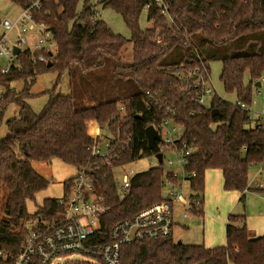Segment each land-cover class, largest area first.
Segmentation results:
<instances>
[{"label":"trees","instance_id":"obj_1","mask_svg":"<svg viewBox=\"0 0 264 264\" xmlns=\"http://www.w3.org/2000/svg\"><path fill=\"white\" fill-rule=\"evenodd\" d=\"M9 1L20 8L38 2L34 18L50 29L55 51L48 62H33L34 52L24 50L18 56L20 69L0 73V126L9 105L17 106V115L5 120L6 131L0 135V247L7 253H17L33 219L61 211L54 197L43 199L33 213L27 211L26 202L48 184L31 162L58 159L76 169L85 164L92 123L131 134L130 149L121 150L117 163L151 153L145 127L152 123L154 108L146 91H156L175 105L181 141L193 147L184 165L194 173L190 186L199 207L191 213L203 214L207 169L221 171L225 191L249 189V168H264V131L248 118L247 110L218 96L208 107L195 104L177 90L170 69L199 68L209 74V62L218 61L224 91L249 106L254 82L264 76V0H101L102 7L120 15L129 39L103 20L89 24L86 20L97 11L88 0H82L79 11L80 0ZM142 13L150 22L145 28L139 23ZM128 41L131 59L125 62L121 55ZM45 72L55 73V82L50 91L41 92L47 94L46 102L34 112L25 100L40 94L29 88ZM64 75L68 93H56ZM14 82H22V87L17 90ZM119 105L123 114L117 111ZM164 178L176 180L161 164L137 172L127 193L119 196L111 171L101 169L97 192L109 206L102 232L106 235L118 221L161 201ZM71 179L63 182V193ZM250 189L264 193V187ZM120 253V264H264V234L254 236L243 214H229L223 245L178 243L170 236L124 245ZM3 264H11L9 258Z\"/></svg>","mask_w":264,"mask_h":264},{"label":"built area","instance_id":"obj_2","mask_svg":"<svg viewBox=\"0 0 264 264\" xmlns=\"http://www.w3.org/2000/svg\"><path fill=\"white\" fill-rule=\"evenodd\" d=\"M153 1L159 4L162 2ZM38 8V2L33 1L30 6L21 8L14 21L0 20L4 29L0 32V73L6 74L13 69H20L18 56L27 49L35 54L32 56L33 62H48L52 57L51 31L33 15V10ZM146 8L147 5L143 9ZM95 16L88 17L86 21L92 24ZM12 30L15 32L13 39L6 32ZM14 47L18 48L17 54L13 53ZM170 72L177 80V90L187 95L195 104L208 107L217 96L205 70L179 66L170 69ZM259 83H264V76L259 79ZM2 94L3 87L0 85V99ZM146 94L154 108L150 125L158 135L153 149H150L151 153L147 156L155 162V167L163 163L165 154H172L173 159H167L166 164L175 166L165 171L176 180L164 178L162 200L118 221L106 235L102 232L101 220L109 206L105 197L97 192V175L101 169H109L117 194L123 196L127 193L132 175L124 173L117 181L114 168L124 165L117 162L121 150L130 149L132 137L119 127L115 131L110 126L90 127L91 131L88 129V133L92 136V142L87 145L89 158L76 169L67 191L61 198H57L56 203L61 206V211L51 218L37 216L33 219L15 255L0 247V264L8 258L11 264H120L122 246L172 236L176 207L181 209L179 212L183 218L199 208L195 199L196 193L190 186L194 173L184 169L193 147L181 141V125L175 122V105L156 91H146ZM261 98L264 100V94H261ZM234 104L247 110L248 118L264 131V108L253 112L249 106L238 100ZM117 111L123 114L124 107L119 105ZM98 136L101 139L98 140ZM156 154H160V162ZM256 185L261 186L260 183ZM74 254L80 258L66 257Z\"/></svg>","mask_w":264,"mask_h":264},{"label":"rangeland","instance_id":"obj_3","mask_svg":"<svg viewBox=\"0 0 264 264\" xmlns=\"http://www.w3.org/2000/svg\"><path fill=\"white\" fill-rule=\"evenodd\" d=\"M89 3L94 4V9L97 11L96 19L103 20L108 27L116 34L123 36L126 39L130 38V31L123 23L119 14L111 10L107 7H102L101 0H88ZM82 0L79 1L77 6V11L81 9ZM21 12V8L12 3L9 0H0V20L8 19L9 21H14L19 13ZM140 27L145 28L150 25L145 18V14L142 13L139 19ZM3 26L0 25V32H2ZM7 36L13 39L15 37V32L6 31ZM33 36V35H32ZM28 37V34H27ZM31 37V36H30ZM50 49L52 52L55 51V46L53 43L50 44ZM122 61L129 62L131 59V41H128L126 45L123 47V52L121 55ZM209 77L210 80L216 90V94L221 99L228 102H235L236 97L234 93H226L223 89V86L219 80V74L221 70V64L218 61H210L209 64ZM56 74L53 72H45L37 75L34 83L30 86L29 91L32 93H40L39 95L26 99V103L31 107L34 112L40 111L42 106L45 104L47 99V94H43L41 92L50 91L53 88V84L55 82ZM17 90L22 87V82H14L11 84ZM4 91V89H3ZM56 93L67 94V78L66 76H62L59 86L55 90ZM261 94H264V83H261L259 87H252L251 90V102L249 108L253 112L260 111L264 108V100L261 98ZM17 115V106L14 103H11L4 114L3 123L0 126V135H3L6 131L5 120ZM98 126L95 123L89 124L88 129L90 127ZM91 131V129H89ZM164 160L161 166L164 171H169L175 166H169L166 164L167 159H173V155H164ZM31 167L33 170L41 175L45 180H47V186L38 192L34 200L26 202V209L28 212L33 213L35 209L41 205L43 199L45 198H61L63 195V182L71 178L76 173V168L65 164L58 159H52L49 163L45 162H31ZM155 162L150 159L149 156L142 157L138 160H134L132 162L125 163L122 167L114 168V174L117 176V181L120 180L122 174L127 173L129 175H133L137 172L146 170L148 168L154 167ZM156 167V166H155ZM261 169V173L258 178L264 183V168H261L258 165L251 166L248 172V180L250 177L254 176L255 172ZM252 179V178H251ZM205 181V179H204ZM225 194H229L230 192L238 193L237 191H223ZM233 196V195H230ZM217 196L214 194L206 197L205 195V205H207V211L204 208L205 213L203 212L202 216L198 214H193L191 212L188 213L187 217L183 218L180 215L181 209L176 207L175 209V227L173 232V239L175 241H181L184 244H202L204 240L207 243L210 239L214 238L218 242L223 241L225 243V232H224V224L220 220L215 219L216 214L222 210L224 211L226 206L228 205L230 198H225L224 200H220L218 203ZM4 203V194H0V208ZM227 204V205H226ZM245 203L237 201L233 205L232 210H228L235 214L237 212H243L245 210ZM210 213V214H208ZM209 218L215 219L213 224L210 223ZM184 221L188 224V228H184L181 225V222ZM67 258L75 259L80 258L77 254L66 256Z\"/></svg>","mask_w":264,"mask_h":264},{"label":"crops","instance_id":"obj_4","mask_svg":"<svg viewBox=\"0 0 264 264\" xmlns=\"http://www.w3.org/2000/svg\"><path fill=\"white\" fill-rule=\"evenodd\" d=\"M261 84V83H260ZM260 166V165H259ZM261 167V166H260ZM262 168V167H261ZM261 173V169L256 171L254 176L250 177V180H248V186L249 189L245 190L243 193L238 192L237 194L234 192H230L229 194H225L222 189V173L219 169H207L204 172V190H203V212L204 208L207 211V205H205V195L208 197L211 194H214L217 196L216 199H218V203L220 200H224L225 198H230L231 201H229L228 205L226 206L225 210L222 212H218L215 216V219L220 220L224 224V232H225V224L227 222V216L229 214H232V212H229L228 210H232L233 205L236 203V198L237 201L240 202V197L241 195L243 196V200L245 203V210L243 212H237L235 214H243L245 217V224L247 228L252 231L254 236H258L261 234H264V193H260L257 191H253L250 188H261L264 187V183L262 180L258 178L259 174ZM252 178V179H251ZM256 183H260L261 186H257ZM235 191V190H233ZM233 195V196H230ZM242 200V202H243ZM210 214V213H208ZM208 219L210 220V223L213 224V221L215 219L209 218L210 216H207ZM181 225L184 228H188V224L185 223L184 221L181 222ZM175 227V225H174ZM174 227H173V232H174ZM173 238V234H172ZM206 241L202 243L203 246L205 247H214V246H219L224 244V240L218 242L214 240V238L210 239L207 243ZM180 243H182L180 241Z\"/></svg>","mask_w":264,"mask_h":264},{"label":"water","instance_id":"obj_5","mask_svg":"<svg viewBox=\"0 0 264 264\" xmlns=\"http://www.w3.org/2000/svg\"><path fill=\"white\" fill-rule=\"evenodd\" d=\"M13 53L17 54L18 48L14 47ZM254 86L259 87L260 86L259 81L254 82ZM136 118H140V115H136ZM145 134H146V141H147L148 148L153 149L154 140L158 139V135H157L156 131L154 130V128L151 125H147L145 127ZM156 157H157L158 161L160 162V158H161L160 154H156ZM177 242L180 243V241H177Z\"/></svg>","mask_w":264,"mask_h":264}]
</instances>
